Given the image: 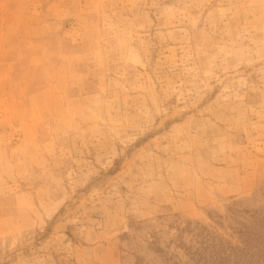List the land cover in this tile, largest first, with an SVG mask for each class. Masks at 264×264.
Masks as SVG:
<instances>
[{
	"label": "rangeland",
	"instance_id": "obj_1",
	"mask_svg": "<svg viewBox=\"0 0 264 264\" xmlns=\"http://www.w3.org/2000/svg\"><path fill=\"white\" fill-rule=\"evenodd\" d=\"M257 209L264 0H0V264H212Z\"/></svg>",
	"mask_w": 264,
	"mask_h": 264
},
{
	"label": "trees",
	"instance_id": "obj_2",
	"mask_svg": "<svg viewBox=\"0 0 264 264\" xmlns=\"http://www.w3.org/2000/svg\"><path fill=\"white\" fill-rule=\"evenodd\" d=\"M261 209L253 211L247 222L233 229L239 238L234 245L226 239H216L207 229L202 228L199 235L207 231V237L200 243L212 249L230 251L227 260L214 258L212 264H264V210ZM183 248L185 250L187 247L183 244Z\"/></svg>",
	"mask_w": 264,
	"mask_h": 264
}]
</instances>
